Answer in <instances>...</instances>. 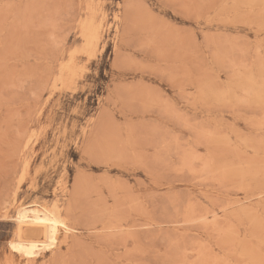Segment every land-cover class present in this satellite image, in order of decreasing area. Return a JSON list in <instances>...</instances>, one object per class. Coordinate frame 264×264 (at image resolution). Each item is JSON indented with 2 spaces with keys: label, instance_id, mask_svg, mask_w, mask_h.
Segmentation results:
<instances>
[{
  "label": "rangeland",
  "instance_id": "1",
  "mask_svg": "<svg viewBox=\"0 0 264 264\" xmlns=\"http://www.w3.org/2000/svg\"><path fill=\"white\" fill-rule=\"evenodd\" d=\"M0 264H264V0H0Z\"/></svg>",
  "mask_w": 264,
  "mask_h": 264
},
{
  "label": "bare ground",
  "instance_id": "2",
  "mask_svg": "<svg viewBox=\"0 0 264 264\" xmlns=\"http://www.w3.org/2000/svg\"><path fill=\"white\" fill-rule=\"evenodd\" d=\"M60 218L63 219L61 215ZM60 218L47 208H22L17 215L18 239L10 243L11 247L26 256L53 247L58 241L59 232L67 228Z\"/></svg>",
  "mask_w": 264,
  "mask_h": 264
}]
</instances>
